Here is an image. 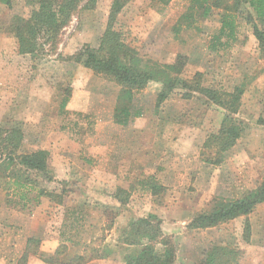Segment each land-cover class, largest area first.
I'll list each match as a JSON object with an SVG mask.
<instances>
[{"label":"rangeland","instance_id":"obj_1","mask_svg":"<svg viewBox=\"0 0 264 264\" xmlns=\"http://www.w3.org/2000/svg\"><path fill=\"white\" fill-rule=\"evenodd\" d=\"M190 1L171 0L163 6L157 0H131L118 15L116 29L127 34V42L149 64L171 65L181 55L187 58L183 79L201 73L205 87L241 89V105L234 117L244 127L243 137L217 166L204 163L211 152L201 157L202 145L217 131L224 112L200 96L170 97L155 112L161 84L150 82L130 102L143 112L130 125L145 127L132 128L129 137L120 133V127H110L119 88L74 63L72 56L84 46L98 47L112 0H98L95 9L73 17L56 48H43L35 56L19 55L14 37L25 0H13L10 9L0 4V123L20 122L23 149L30 152L46 146L49 168L60 174L54 178L69 184L62 204L53 200L56 203L51 202L40 218L42 237L51 235L39 247L41 253L51 255L59 244L56 238L65 242L60 236L64 223L76 222L82 229L75 233L76 239L82 242L67 245L68 256L88 246L99 256L111 255L109 264H126L131 250L120 247L123 231L135 220L154 215L161 220V238L174 244V264H202L214 245L240 252L238 264H264V246L243 241V220L207 232L188 225L213 207V199L238 198L264 179V65L258 44L251 28L239 20L236 42L211 53L208 44L219 28L221 11L199 19ZM188 15L194 17L192 23L185 18ZM186 21L194 27L187 28ZM65 99L66 107L61 109ZM132 139L134 148L128 144ZM148 176L166 189L158 202L135 186L124 208L114 203L117 188L128 190ZM40 187L60 189L62 184L40 183ZM77 201L82 205L75 210ZM106 209L117 216H106ZM10 210L0 194V224L8 225ZM71 210L81 212L78 220ZM83 223L90 230L84 232ZM154 246L163 248L158 242Z\"/></svg>","mask_w":264,"mask_h":264},{"label":"trees","instance_id":"obj_2","mask_svg":"<svg viewBox=\"0 0 264 264\" xmlns=\"http://www.w3.org/2000/svg\"><path fill=\"white\" fill-rule=\"evenodd\" d=\"M12 1L0 0V4L10 9ZM97 1L25 0L23 17L14 27L17 53L23 56H35L39 50L46 47L53 51L61 32L70 24L72 18L80 12L95 9ZM130 1L112 0L98 47H82L72 56L73 62L119 88L118 106L113 115V121L118 125L125 126L131 118L141 116V108H132L130 102L133 101L134 93L143 90L150 82L161 84L154 106L155 112L162 103L173 96L183 100L200 96L206 104L221 109L224 112L223 119L217 131L211 133L203 142V154H201L202 157L204 152H211L210 156L203 158L204 163L219 165L225 159V154L243 137L244 127L234 117L241 105V89L236 87L230 92L205 87L202 85L201 73H195L189 80L183 79L181 75L187 64V58L181 55L176 56L171 65L149 64L150 62L143 61L127 42V34L116 29L117 17ZM157 1L165 6L171 0ZM190 2L194 17L199 19L208 18L213 10L221 11L219 28L217 33L211 36L208 44L211 53L218 54L236 42L238 22L241 20L251 28L258 44L259 57L264 65V28H262L264 0H191ZM194 17L188 15L185 18L191 22ZM188 22L187 28L194 27ZM67 101L65 99L61 102V109H64ZM24 138V130L20 122L10 120L0 123V194L3 195L5 207L23 211L28 206H37L41 197L56 200L60 204L61 199L69 193L67 189L69 184L53 177L48 165L49 151L45 149L25 151ZM50 182L60 183L62 187L52 190L40 187V183ZM135 186L157 202L166 190L154 176L139 180L133 187L130 186L129 190H133ZM129 197L130 193L122 188H117L113 193V198L120 208L126 206ZM212 202L213 207L209 211L191 219L189 228L208 230L240 217L246 218L264 203V179L238 198H217ZM103 214L117 216L116 212L108 209L104 210ZM160 226L161 220L149 215L147 218L135 220L125 228L120 239V247H134L126 264H174L176 257L174 244L165 242L166 240L161 238ZM244 226L243 241L248 243L250 227L246 220ZM63 234L61 230L60 236ZM49 239L51 235L44 237L43 240L28 239L23 254L16 264H27L29 256H38L45 264H85L103 257L96 254L97 250H89L88 246H83L80 254L68 256V246L59 238H56L59 244L56 245L54 253L45 255L39 251V247L43 241L48 242ZM157 242L163 245L162 249L156 250L154 245ZM239 254L240 252L226 245H214L207 251L202 264H238L236 257Z\"/></svg>","mask_w":264,"mask_h":264},{"label":"crops","instance_id":"obj_3","mask_svg":"<svg viewBox=\"0 0 264 264\" xmlns=\"http://www.w3.org/2000/svg\"><path fill=\"white\" fill-rule=\"evenodd\" d=\"M117 97H118V93L116 94V97L114 99L112 122H111L110 127L112 125L120 127L119 129L122 130L120 133L124 134L125 136L127 135V137H129V136H131L130 130L132 128L134 131L135 130L141 131L139 129H142L143 127H145V125L143 126V125L135 124L132 127L130 125L131 124L130 122L133 121V118H131L129 120V122L127 123V125H125V126L118 125V124L114 123V121H113L114 110L118 106V98ZM144 116H145V114H143L141 118H144ZM121 140H123V139L121 138ZM132 143H133V139L130 142H128V144L130 147L134 148L135 144H132ZM98 145H103V144H98ZM45 148H46V146L42 149H45ZM48 165H49V162H48ZM50 168H51V166H50ZM52 175H53V177H56V176H59L60 174H52ZM131 186L133 187L132 184H131ZM120 188H122L125 191H128V193H131L130 190L129 189L127 190V188L125 189L124 186H120ZM80 192H82V191H80ZM51 202H55V201H53L52 199L47 198V197H41L40 203L37 206H34V207L28 206L25 209L27 211V213H24L23 211L17 210V209H11L10 210L11 213H9V215L7 216L8 225L4 226L3 224H0V264H16L18 259L23 254V251L25 249V246H26L28 239L34 238V239L43 240L42 224L40 223V218L44 219L45 209H50V206L52 205ZM76 203L78 206L75 207V210H77L78 207H80L81 202L77 201ZM114 203H116L118 205L117 201H115ZM57 204H58V202H57ZM60 204H62V199H61ZM103 204L107 205L105 202ZM100 208H101V206H100ZM75 210H71V212H74ZM70 214H74L73 219L78 220V218H79L78 214H81V212H74V213H70ZM236 220H239V221L243 220V223L246 220L247 223L250 225V230H251L250 238H249L250 244L264 246V203L262 205H260L253 213H251L246 218L240 217V218L234 219L230 222H234ZM251 224H252V226H251ZM72 225L73 226L68 225V223L65 222L64 226H63V232H64V229L66 228V231L63 234L64 235L63 240H65L64 243L66 245H72L75 243L78 244V243L82 242L80 239H78V238L76 239V234H75L76 232L79 233V231L82 230V229L80 230L81 225H78L76 222H73ZM224 225L225 224H223L222 226H224ZM82 227H83L84 232H86L87 229L90 230V228H87V226H85V228H84V223H83ZM210 230L211 229L203 230V231L207 232ZM200 231H202V230H200ZM44 242L45 241H43V243ZM48 242H46V243H48ZM133 248L134 247H132V246H126V247L122 246L121 249L122 250L128 249L130 251ZM50 252H51V254H53L54 250H52ZM110 258H111V255H106V256L100 257L98 259H93V260H91L85 264H109ZM38 261H40L41 264L42 263L45 264L40 259H37V256H29L27 264H38Z\"/></svg>","mask_w":264,"mask_h":264}]
</instances>
